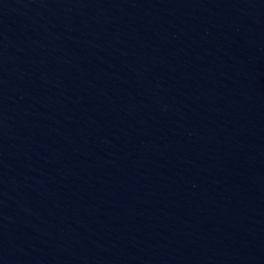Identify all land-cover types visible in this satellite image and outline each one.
Segmentation results:
<instances>
[{"label":"water","instance_id":"water-1","mask_svg":"<svg viewBox=\"0 0 264 264\" xmlns=\"http://www.w3.org/2000/svg\"><path fill=\"white\" fill-rule=\"evenodd\" d=\"M0 264H264V0H0Z\"/></svg>","mask_w":264,"mask_h":264}]
</instances>
